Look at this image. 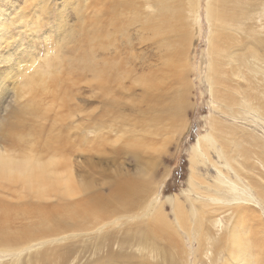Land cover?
Wrapping results in <instances>:
<instances>
[{
  "label": "bare ground",
  "instance_id": "1",
  "mask_svg": "<svg viewBox=\"0 0 264 264\" xmlns=\"http://www.w3.org/2000/svg\"><path fill=\"white\" fill-rule=\"evenodd\" d=\"M64 1V6H78V0ZM199 1L84 0L80 4L82 12L87 7L84 3L90 2V6L95 7L94 13L88 26L81 22L77 33L73 31L70 34L68 43L65 40L61 44L56 42L57 48L49 49L45 56L31 54V60L23 64L20 60L15 61L11 68L0 71V99L9 89L7 79L25 75L18 87H11L14 89V99L11 101L16 100L19 106H23L10 110L8 105L10 121L0 127V137H4L1 141L3 144H0V256L12 254L3 264H67L77 255L81 242L77 240V235L75 241L69 242L70 246L51 248L53 253L34 248L42 243L72 236L77 230L86 233L91 231V241L100 243L102 248L110 243L106 245L109 248L106 256H109L115 253L111 245L117 237L113 233H104L103 226L111 214H119L118 218L136 219L135 225L132 224L128 229L130 237L124 239L126 243H121L119 251L121 255L124 254L121 264H132L133 255L125 253L132 239L134 243L136 240L142 264H188L191 256L194 264H263L248 249L252 240L251 226H242V221L249 222L246 212L253 209H245L243 204L252 200L264 204V145H261L260 139L229 138L222 134V128L215 122L212 132L209 130L200 134L192 148L190 162L194 169L196 160L205 162L207 154L213 160L209 153L216 154L218 159L214 158V164L219 174L211 184L213 189H209L214 194L209 195V198L201 196L204 202L192 203L189 209L184 204L176 203L173 208L175 220L166 211L163 202L157 204V182L151 175H143L151 173L147 167L141 169L144 178L139 175L138 179L128 176L124 184L114 185L120 198L114 204H106L107 210H99L98 205L81 203L75 196L94 189L93 183L87 182L78 169L79 166L84 168L87 162L66 157L65 148L56 146L60 133H73V130L85 132L82 140L91 142L98 138V131H107L115 125L118 111L124 107L118 102L117 96L129 95L126 82L130 59L125 50L130 41L131 29L134 28L151 49L160 47L165 41L173 44L176 39L188 45L187 18L192 15L193 22L198 23ZM213 1L208 4L206 17L214 23L219 34L213 37L206 77L213 93L212 103L226 109V97L222 96L220 87L234 70L230 60L236 59V47L255 39L256 46L250 51V56L258 61V71L264 73V56L255 51V48L264 49V0ZM84 13L82 19L86 18L87 13ZM10 16L9 12L0 15V39L4 38V42L14 36ZM24 16L20 13L18 19H24ZM251 21H254L255 29ZM22 38L18 40L19 46ZM1 45L0 40V48H3ZM12 54L11 51L1 53L0 65L10 61ZM116 55L121 60L118 68L111 63V58ZM172 57L165 55L162 59L166 64L169 60L170 65ZM17 65L18 68L25 66L15 75L13 71ZM146 66L149 68L146 86L153 89L161 74H153L150 60ZM117 86L119 92L116 91ZM23 98L27 99L26 102ZM185 103L186 97L183 96L175 108L176 117L184 110ZM98 104H101V108H98ZM90 107L92 109L88 111ZM257 108L258 111L264 110V90ZM45 122L50 123L49 128L37 131L36 127H42ZM43 132L53 134V142L50 144L47 141L42 150L36 146L41 137L38 134ZM90 132L96 135L89 137ZM145 144H139L141 151L151 147ZM150 161L146 163H150L152 168L155 162ZM231 173L237 179L230 178ZM189 179L190 187L184 191L187 194L197 191L195 180L192 176ZM167 198L168 203L173 205V197ZM52 199L55 202L52 203L53 211L46 210L42 200ZM185 237L190 240L189 246L186 245ZM28 240V247L24 244L22 249L10 245ZM85 255L86 252L82 258ZM106 256L99 255L97 258ZM38 258H42L41 262Z\"/></svg>",
  "mask_w": 264,
  "mask_h": 264
},
{
  "label": "rangeland",
  "instance_id": "2",
  "mask_svg": "<svg viewBox=\"0 0 264 264\" xmlns=\"http://www.w3.org/2000/svg\"><path fill=\"white\" fill-rule=\"evenodd\" d=\"M63 1L28 0L25 2V0H0V15L2 12L11 14L10 25L13 28L11 32L14 34L8 42H4V38L0 39L2 42L1 47H3L0 48V54L6 51L13 53L10 61L1 63L0 71L11 68L15 61L19 62L20 60L23 64L31 60L33 58V56H29L31 54L45 56L49 49L57 48V43L61 44L64 40L66 42L67 40L69 41L70 38L68 39V37L73 31L77 33L80 27L78 25H81V22L84 26H88V21L93 15L95 7H91L90 2H86L84 5L87 7L83 9L86 10L82 12L80 4L84 0L76 1L77 7L70 4L69 6H64L65 1L64 3ZM210 2L214 1H199L200 14L198 23L193 22L192 15H188V45H186V42L176 39L173 44H167V41H165L160 47L151 49L144 44L140 36L132 28L130 41H128L129 44L125 50L130 59L127 65L130 70L129 78L126 82L129 95L123 97L122 94H119L117 96L118 102L124 104V107L118 111L115 125L108 128L107 131H98V138L91 140V142L82 140L85 132H75L73 130V133H60L58 135L56 146L65 148L66 157L87 162L84 168H79L81 167L79 166L78 169L80 172L84 171L83 173L81 172V175L83 174L82 176L85 177L87 182L93 183L94 189L83 193V195L81 193L75 196L78 200L80 199L81 203L98 205L100 206L99 210H107L105 209L106 204H114L120 198L113 188L115 187L114 185L124 184L128 176L138 179L137 177L141 176V169L147 167L149 168V173H151H144L143 175L145 177L151 175L155 178L154 181L157 182L156 190L159 193L157 204L163 202L166 205V211L175 220L176 215L173 213V208L176 203L184 204L189 209L192 203L204 202L200 199L201 196L209 198V195L214 194L213 190L209 189L211 184L216 181L215 177L219 174L218 167L214 164V158L218 159L216 154L214 152L209 153L213 160L208 158V154L205 162L196 160L194 169H192L190 162L192 148L197 137L200 134L207 133L209 130L212 132L213 125H215L213 124L214 122L222 128V134L229 138L231 136L246 140L258 138L261 140V145H264V110L258 111L257 108L261 92L264 90V73L262 74L258 71V61L253 60L250 56V51L256 46L255 39L236 47V59L230 60L234 70L230 73L231 77L225 79V84L220 87L223 91L222 96L226 97V109L212 103L213 93L206 77L208 73L207 64L210 58V49L213 46V37L218 35L219 32L215 28L214 23L208 21L206 17ZM84 12L87 14L85 15ZM20 13L25 15V21L24 19H18V14ZM82 13H84L87 20L84 17V20L82 19ZM59 20L61 24H59ZM83 21L87 22L84 23ZM25 23H27V26ZM250 23L255 29L254 21ZM22 36L24 39L22 38V44L19 46L18 40ZM255 51L257 54L264 56V49L258 50V48H255ZM165 55H173L172 64L169 65V60L168 65L165 63V60L162 59ZM41 60L43 59L41 58ZM149 60L152 62L153 74H161V77H158L155 81L156 85L153 89H148L145 82L149 71L146 65ZM120 62L118 55L111 58V63L116 68L120 66ZM24 66L21 65L22 68H18L17 65L13 73L17 75ZM38 66L41 65L36 67ZM36 67L32 68L31 71L36 69ZM24 76L7 79L9 89L6 94L8 93V95L4 94V98L0 99V127L5 122L7 125L10 121V115H8L7 111L9 106L10 110L23 106H19L16 100L11 101L14 99V89L11 87L19 85ZM116 91H120L119 86L116 87ZM9 92L11 93L9 94ZM183 96L186 97L185 107L179 116L176 117L175 108ZM23 100L26 102L27 99L23 98ZM100 105L98 108H101ZM89 109H92V107L87 110L90 111ZM231 111H234V113H231ZM49 124V122H45L42 127H36V129L41 131L43 128H49ZM88 134L89 137L96 135V133L92 132ZM38 135L41 137L37 140L39 142L36 148L43 150L42 147L47 141L52 144L53 134H45L43 132ZM2 138L4 137H0V144H3L1 142ZM144 143L151 147L141 151L139 144L143 145ZM136 154L137 157H135ZM81 156H83V159ZM150 160L155 162L152 168L150 163H146V161ZM253 163H256V161L253 160ZM262 170L264 171V169ZM143 175L141 177L144 178ZM190 176L193 177L197 184V191L187 194L184 191L190 187ZM230 178L237 179L233 173H231ZM85 196L88 198H85ZM154 196L155 193L153 194ZM167 197H173V205L168 203ZM6 199L16 201L11 198ZM42 201L46 204V210L53 211L52 203H55L53 199L52 201ZM243 206L248 210L253 208L252 211L246 212L249 215V222L241 220L242 226L245 225L248 228L251 226L250 230H252V240L248 249L250 253L254 252L257 255L260 263L264 264V204L261 205L252 200L248 204H243ZM118 217L119 214H111V217L105 221V226H103V228L105 227L104 233H113L117 237L114 239L115 243L111 245L115 253L109 256H106L109 249L106 245L110 243L105 244L102 248L100 243L91 241V231L86 233L85 231L77 230L72 236L62 237L59 241L42 243L34 249L41 251L43 249L53 253L54 251L51 248L70 246L69 242L71 240L75 241L77 237V240L81 241L78 245V252L75 251L77 255L72 257L67 264H121L122 261L120 260L124 258V254L121 255L119 249L122 248L121 243L123 241L126 243L124 239L130 237L128 229L132 224L135 225L136 219ZM185 241L186 245L189 246L190 240L188 237H185ZM24 244L28 247L29 240L10 243L16 249H22L21 247ZM193 247H196V242H194ZM123 248L125 249L126 247ZM24 251L28 252L29 250ZM82 252H86V257L83 256L82 258ZM125 253L133 255L132 264H142L140 258L142 255L137 249L136 240L135 243L133 239L132 242L129 241V247L126 248ZM8 254L0 256V264L12 257V254ZM138 254L140 255L138 256ZM99 255L106 257L98 259ZM114 256L115 259L111 260ZM38 259L41 262L42 258ZM190 259L191 262L188 264H194L192 263L193 256ZM53 264H57V262Z\"/></svg>",
  "mask_w": 264,
  "mask_h": 264
}]
</instances>
